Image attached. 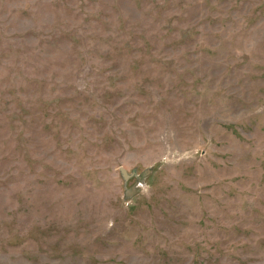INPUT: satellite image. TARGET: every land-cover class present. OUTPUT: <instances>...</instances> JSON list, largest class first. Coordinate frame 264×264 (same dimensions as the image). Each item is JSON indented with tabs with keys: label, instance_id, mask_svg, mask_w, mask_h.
<instances>
[{
	"label": "rangeland",
	"instance_id": "1",
	"mask_svg": "<svg viewBox=\"0 0 264 264\" xmlns=\"http://www.w3.org/2000/svg\"><path fill=\"white\" fill-rule=\"evenodd\" d=\"M0 264H264V0H0Z\"/></svg>",
	"mask_w": 264,
	"mask_h": 264
},
{
	"label": "water",
	"instance_id": "2",
	"mask_svg": "<svg viewBox=\"0 0 264 264\" xmlns=\"http://www.w3.org/2000/svg\"><path fill=\"white\" fill-rule=\"evenodd\" d=\"M152 170V168L148 167L144 169V171L138 172V169L133 168L131 171H128L125 167H120L121 175L125 181V197L129 198L135 194L140 192V186H142L144 179L148 175V173ZM131 179H135V181L128 186V182Z\"/></svg>",
	"mask_w": 264,
	"mask_h": 264
}]
</instances>
